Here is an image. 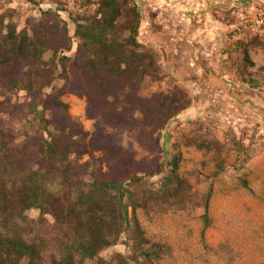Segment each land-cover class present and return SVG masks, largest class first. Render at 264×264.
<instances>
[{
  "label": "trees",
  "instance_id": "16d2710c",
  "mask_svg": "<svg viewBox=\"0 0 264 264\" xmlns=\"http://www.w3.org/2000/svg\"><path fill=\"white\" fill-rule=\"evenodd\" d=\"M87 3L97 4L98 9L91 16H78L74 38L79 57L63 59L72 63L74 80L52 94L45 90L53 83L56 57L47 63L44 55L54 51L56 56L69 40L60 14L41 10L44 16L57 15L41 22L34 36L26 29L19 31L9 16H0V264H83L114 247L131 228L137 244L151 245L148 259L159 258L163 249L145 238L136 216L143 205L130 190L145 180L139 174L152 177L156 172L136 161L133 149L124 147L119 133L141 126L162 131L191 107L192 98L179 84L166 93L146 94L148 81L161 82L166 76L159 55L139 43L142 16L134 0ZM254 45L258 46L256 41L250 44ZM250 46H244L246 67H253ZM243 83L259 89L252 79ZM18 91L28 94L33 112L42 109L43 121L50 114L46 123L53 132L41 147L38 170L23 166L16 137L1 121L3 114L15 108L9 96ZM67 93L89 100V114L96 120L90 141L81 124L69 115L63 101ZM232 139L239 156L247 152L234 135ZM98 153L109 172H93V181L87 185L79 176L89 172L92 162L80 161L86 156L94 161ZM248 155L246 161L253 157ZM179 163L180 156H176L164 191L170 198L183 199L189 185L179 175ZM31 210L40 212L37 220L28 217ZM208 226L205 216L204 230ZM119 264L128 262L119 258Z\"/></svg>",
  "mask_w": 264,
  "mask_h": 264
},
{
  "label": "rangeland",
  "instance_id": "374dc122",
  "mask_svg": "<svg viewBox=\"0 0 264 264\" xmlns=\"http://www.w3.org/2000/svg\"><path fill=\"white\" fill-rule=\"evenodd\" d=\"M8 2L0 0V16H9L19 31L26 29L31 36L39 32L41 22L52 21L57 15L44 16L42 13L37 17L21 5L8 6ZM29 3L34 7L41 5L35 1ZM72 19L75 34L80 18ZM66 26L68 42L61 46L56 56L54 51L44 55L47 63L56 57L53 83L45 94L57 92L74 80L72 63L63 59H77L79 43L73 36L74 27ZM254 58L261 68L245 66L243 71H253L259 89L246 87L243 100L254 98L259 106L264 104V49L258 50ZM162 73L166 79L157 83L148 81L146 94L166 93L172 88L175 80L163 70ZM242 78L249 80L244 75ZM9 97L15 108L3 114L1 121L16 137L15 148L23 156V166L38 170L41 147L53 132L46 123L50 114L43 121L42 109L33 112L32 101L24 91L13 92ZM63 101L69 106L71 118L81 124L85 139L90 141L96 130V120L89 114L88 98L67 93ZM252 111L264 115V110L254 108ZM184 114L159 132L152 126H141L119 133L124 147L133 149L136 161L144 163L150 172H156L152 177L139 174L138 177L145 180L130 190L136 202L143 205L137 209L136 216L145 238L163 247L160 257L148 259L146 254L151 251V245L137 244L131 228L114 247L83 264H119V258L128 264H264V125H249L243 111L232 116L214 110L198 118H186ZM232 135L247 148L241 156L233 146ZM248 154H253L250 161H246ZM176 156H180L179 175L189 185V190L183 192L186 194L183 199L170 198L164 191ZM87 162H92L89 172L79 176L87 185L93 181V172H109L100 153L95 155L94 161L90 156L84 157L80 164ZM132 212L130 208V215ZM27 215L37 220L40 212L31 210ZM205 216L209 226L204 230Z\"/></svg>",
  "mask_w": 264,
  "mask_h": 264
},
{
  "label": "crops",
  "instance_id": "0c3cea01",
  "mask_svg": "<svg viewBox=\"0 0 264 264\" xmlns=\"http://www.w3.org/2000/svg\"><path fill=\"white\" fill-rule=\"evenodd\" d=\"M30 1L34 0H9L8 6L21 5L37 17L41 10L58 12L64 23L74 27L75 35V16L57 2L34 7ZM134 1L142 16L139 43L156 52L161 69L190 93L192 105L183 117L198 118L214 110L234 116L243 111L249 125H264L263 113L252 111H263L264 104L258 106L250 97L243 100V91L250 86L242 78L254 80L253 71H243L244 46L257 42L258 46H250V55L253 68L260 69L254 54L264 49L259 45L264 37L241 32L232 14L235 7L253 10L262 0Z\"/></svg>",
  "mask_w": 264,
  "mask_h": 264
},
{
  "label": "built area",
  "instance_id": "2783aa9c",
  "mask_svg": "<svg viewBox=\"0 0 264 264\" xmlns=\"http://www.w3.org/2000/svg\"><path fill=\"white\" fill-rule=\"evenodd\" d=\"M40 4L57 2L65 11L74 16H88L98 9L95 3L88 4L87 0H34ZM238 29L243 33L264 37V0L253 10L235 7L232 10Z\"/></svg>",
  "mask_w": 264,
  "mask_h": 264
}]
</instances>
